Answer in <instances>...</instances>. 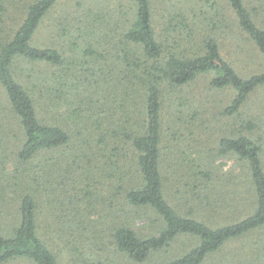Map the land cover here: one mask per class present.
<instances>
[{
	"label": "trees",
	"instance_id": "trees-1",
	"mask_svg": "<svg viewBox=\"0 0 264 264\" xmlns=\"http://www.w3.org/2000/svg\"><path fill=\"white\" fill-rule=\"evenodd\" d=\"M63 1L0 0V217H10L7 225L0 223V264H60L42 236L44 227L55 228L80 251L85 236L75 234L85 221L81 202L75 203L71 188L65 199L63 192L57 195L53 186L64 185L56 175L61 158L50 156L77 134L90 141L98 135L114 164L107 170L116 169L105 174L115 189L108 203L112 212L102 208L87 222L98 226L84 230L91 249L74 252L69 264H106L109 249L144 263L183 236L197 243L168 264H205L229 242L256 233L255 251L264 252V137L245 110L264 87V0H201L193 16L172 0H119L110 14L121 23L112 28L106 15L90 7L85 14L90 21L80 22L77 33L92 56L86 71L58 48L34 44L44 19ZM13 9L21 17L10 26ZM228 35L256 48L261 72L243 75L224 56L221 37ZM19 65L25 69L17 72ZM40 66L45 70L37 71ZM202 78L210 90L233 92L221 110L233 126L217 144L219 154L240 163L242 175L230 171L231 191L218 189L227 174L214 169L207 152L193 161L179 156L167 161L164 96L175 95L183 105V90ZM12 132L13 158L8 153ZM66 154L65 172L88 156L83 150ZM188 183L202 209L185 214L176 205V187ZM227 209V223L210 222L213 216L224 219ZM200 211L209 218H201ZM146 214L155 216L156 233L142 235L134 226ZM236 264L257 263L249 257Z\"/></svg>",
	"mask_w": 264,
	"mask_h": 264
},
{
	"label": "rangeland",
	"instance_id": "rangeland-1",
	"mask_svg": "<svg viewBox=\"0 0 264 264\" xmlns=\"http://www.w3.org/2000/svg\"><path fill=\"white\" fill-rule=\"evenodd\" d=\"M118 1L119 0L63 1L44 19L34 39V44L58 48L65 56L66 60L76 61L78 67L75 68H79L81 65L82 70L84 69V71H86L87 64L92 62V60H90L92 56L84 51L87 47V42L83 38L81 39V36L77 34L78 26H80V22L87 23L90 21L85 17L90 7L95 8L97 11L96 14L101 13V15H106L105 17L108 22L112 23L111 28L112 25L121 23V19H119L116 14H110L112 9L117 7ZM121 1L124 2L129 0ZM255 2L256 4H260V0ZM172 4H176V7L188 11L191 16H193L196 11H199L202 6L201 0H183L182 2L181 0H172ZM182 4L186 5L185 8ZM11 13L12 16L8 24L14 26L20 20L21 11L19 9H13ZM112 17H114L113 22L111 20ZM105 32H108V30ZM221 48L224 56L235 65L236 69L241 74L249 75L261 72L263 64L261 63V58L256 48L253 47L251 43L242 41L241 37L238 35H236V37L229 35L225 36V38L221 37ZM22 68H24V66L19 65L17 67V72H20ZM36 70L41 71L45 70V68L44 66H40L36 67ZM183 91V105L178 100L176 101L175 95L166 94L164 96L163 144L165 146L167 161L170 162L172 158L175 160L178 156L182 159L193 161L199 152H207L214 162V169L217 170L220 175L227 174L217 183L219 186L218 189L222 191H231L233 185H231L230 171H233L234 174L242 175L240 163L233 156L219 154L217 144L219 138L229 134V132H231L229 128L233 126V120L221 114V110L231 100L233 92L228 90H210L207 78L200 79ZM245 110H247L246 114L252 115L251 117L255 120L259 134L264 137V87L260 88L254 94ZM194 112H197L199 115L197 116L195 114L194 116ZM196 116L197 118H195ZM236 121L237 124L241 123L239 120ZM79 127L80 125L78 128ZM76 136L78 139L73 140L67 148L51 153L50 155L51 157L59 156L61 158V166L56 172V175H61L59 181L65 185V189H62L64 185L59 187L60 185L57 186V184H55L53 186L57 188L55 192H58L57 195L63 192L65 199L68 196L65 191L67 188H71V190L76 193L75 203L78 201L81 202V206H78L81 210L80 218L85 219L75 234V236H79L80 234L85 236L84 241L86 243L82 242L79 245L80 251L76 250L72 244L63 239L55 228L48 227V230L47 227L43 228L42 236L55 254H57L60 264H69L74 252H82V254L89 252L91 245L88 243L86 234L84 233L85 231L94 232L98 226H89L87 222L90 218H97V214L102 211V208L105 213L112 212L108 203L111 192H114L115 189L114 179H108L105 174L116 172V169L112 168L110 171L107 170L110 166L114 167V164L110 161L108 155H105L102 151L101 145H99L102 143L97 140L98 135L97 138H94V140L91 139V141L89 138H84L82 134H77ZM16 144L17 138L15 135L13 136L12 132L8 139V148L10 149L8 153L12 158L15 156ZM82 150L88 156H84L75 165L70 164L71 170L69 169L68 172H65L63 169V160L69 158L66 153L76 155V153L79 154ZM0 170H2L1 167ZM236 183L238 184V180H236ZM190 186V183H188L187 187H185V184H183L182 188L179 186L176 187V205L179 206L185 214H188L190 210L202 209V206L198 207L194 198H191V193L188 192ZM60 199L62 198L60 197ZM171 200L174 202L173 199ZM43 208L47 209L44 205ZM225 211L224 219L223 216H213L215 218L210 222L214 225L227 223L229 211L228 209ZM201 214L203 216L201 218H209L206 212H201ZM9 219L10 217L8 216L6 218L0 217V223L7 225ZM87 226L88 228L85 229ZM134 226L139 229L138 231L142 235L156 233L158 229L155 223V216L149 214L135 219ZM257 235L256 233L255 236H247L229 242L218 252L211 254L205 264H236L240 260H245L249 257L253 258L257 264H264V252H256L254 248V241ZM196 243L197 241L195 238L186 236L179 237L173 241L169 248L154 252L150 259L144 263H135L127 259L126 256H121L114 252L111 253L109 249L105 261H107L106 264H168L170 259L183 253ZM115 256L116 258H114ZM18 264L29 263L18 262Z\"/></svg>",
	"mask_w": 264,
	"mask_h": 264
}]
</instances>
